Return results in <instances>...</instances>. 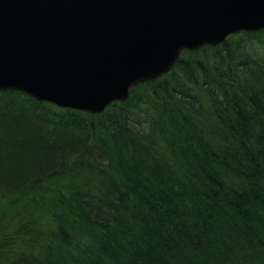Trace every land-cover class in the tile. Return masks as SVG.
I'll use <instances>...</instances> for the list:
<instances>
[{"label":"trees","instance_id":"16d2710c","mask_svg":"<svg viewBox=\"0 0 264 264\" xmlns=\"http://www.w3.org/2000/svg\"><path fill=\"white\" fill-rule=\"evenodd\" d=\"M0 264H264V30L101 114L0 91Z\"/></svg>","mask_w":264,"mask_h":264},{"label":"water","instance_id":"95a60500","mask_svg":"<svg viewBox=\"0 0 264 264\" xmlns=\"http://www.w3.org/2000/svg\"><path fill=\"white\" fill-rule=\"evenodd\" d=\"M264 30V0H0V91L101 114L184 50Z\"/></svg>","mask_w":264,"mask_h":264}]
</instances>
